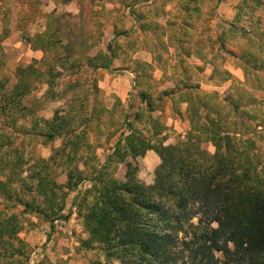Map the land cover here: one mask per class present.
<instances>
[{
	"label": "rangeland",
	"instance_id": "rangeland-1",
	"mask_svg": "<svg viewBox=\"0 0 264 264\" xmlns=\"http://www.w3.org/2000/svg\"><path fill=\"white\" fill-rule=\"evenodd\" d=\"M178 143L264 186V0H0V264H122Z\"/></svg>",
	"mask_w": 264,
	"mask_h": 264
},
{
	"label": "trees",
	"instance_id": "trees-1",
	"mask_svg": "<svg viewBox=\"0 0 264 264\" xmlns=\"http://www.w3.org/2000/svg\"><path fill=\"white\" fill-rule=\"evenodd\" d=\"M182 152L173 145L152 184L132 180L117 205L115 230L132 247L122 264H264V186L227 176L216 154L184 162Z\"/></svg>",
	"mask_w": 264,
	"mask_h": 264
}]
</instances>
